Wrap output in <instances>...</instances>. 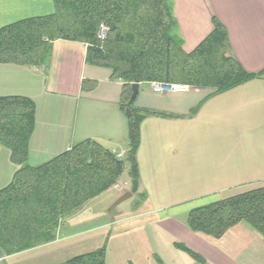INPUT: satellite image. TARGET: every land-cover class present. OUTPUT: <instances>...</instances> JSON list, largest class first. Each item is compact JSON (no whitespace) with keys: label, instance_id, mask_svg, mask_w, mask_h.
I'll list each match as a JSON object with an SVG mask.
<instances>
[{"label":"crops","instance_id":"crops-1","mask_svg":"<svg viewBox=\"0 0 264 264\" xmlns=\"http://www.w3.org/2000/svg\"><path fill=\"white\" fill-rule=\"evenodd\" d=\"M170 5L176 23L172 33L185 52L212 33L216 19L227 30L240 65L249 73L264 72V0H170ZM54 12V0H0V29ZM87 50L84 43L56 40L46 68L0 63V97H25L36 104L28 160L33 167L88 139L128 157L123 83L111 80L110 69L87 64ZM84 81L96 84L83 91ZM209 93L192 88L156 94L151 83L139 84L138 108L180 117H149L141 124L135 162L144 202L114 217L108 211L119 204L104 209L93 228L104 231L102 238L83 242L81 235L89 230L80 229L79 218L88 202L60 224L53 241L12 255L0 247V264H63L104 245L106 264H264V237L249 224L240 222L221 238L187 225L192 209L264 186V75L207 99L193 115ZM18 168L0 145V191ZM122 184L114 200L131 191L128 182ZM92 242L99 246L88 251Z\"/></svg>","mask_w":264,"mask_h":264},{"label":"trees","instance_id":"trees-1","mask_svg":"<svg viewBox=\"0 0 264 264\" xmlns=\"http://www.w3.org/2000/svg\"><path fill=\"white\" fill-rule=\"evenodd\" d=\"M52 15L23 20L0 29V63L46 68L53 42L88 45L86 62L111 70V80L123 83L120 107L129 124L130 154L141 144V124L149 117L180 118L130 104L132 85L159 82L209 90L204 102L250 81L264 72L249 73L232 56L225 27L214 19L212 33L192 52L173 35L170 0H54ZM106 37H99L100 29ZM95 82L84 81L83 91ZM36 104L25 97H0V145L19 168L0 191V247L7 255L47 244L60 224L88 202L116 185L126 160L88 139L51 161L29 165V144L35 130ZM134 179L138 180L137 166ZM245 222L264 237V186L192 209L188 227L213 238ZM179 248L198 261L201 257ZM106 245L63 264H106Z\"/></svg>","mask_w":264,"mask_h":264},{"label":"rangeland","instance_id":"rangeland-1","mask_svg":"<svg viewBox=\"0 0 264 264\" xmlns=\"http://www.w3.org/2000/svg\"><path fill=\"white\" fill-rule=\"evenodd\" d=\"M192 88L194 87H190V90ZM136 104L137 103H135L134 105L135 107H137ZM129 150H131V147ZM127 154L129 155L130 152ZM134 180L136 179H134L133 165L126 161V170L124 174L122 175V177L120 178L118 183L122 184L123 182L126 181L128 182L127 188L132 190ZM118 193H120L118 192V190H112L109 194H106L102 196L101 198L96 199L92 202H89L90 204H88V206H86V208L83 210L82 216L79 218V219H82V222H83V224L81 225L82 227L80 229L85 230V231L89 230L87 233H83L81 235L82 236L81 239L83 240V242L84 240L93 239L94 237L99 238V240L100 238H102V234L104 231H101V230L93 231V228L95 225H98L96 221H98V217L103 213L104 209L111 210L115 206V204L118 202L120 197L117 198L116 200L113 199V197L117 196ZM144 200H145V197L141 195L140 193H138L137 191L133 197L119 204L117 209H115L114 211H108V214L110 215V217H114V216L119 215L120 212L124 210H134L140 205L141 202H144ZM95 218L97 219L95 220ZM95 246H99V242H95V243L92 242L90 244V247H88L87 250L92 251Z\"/></svg>","mask_w":264,"mask_h":264},{"label":"built area","instance_id":"built-area-1","mask_svg":"<svg viewBox=\"0 0 264 264\" xmlns=\"http://www.w3.org/2000/svg\"><path fill=\"white\" fill-rule=\"evenodd\" d=\"M106 32H107V29L104 26H102L101 30H100L99 37L101 39H104L106 37ZM151 87H152L153 92L156 94H167V93H171V92L187 93L190 91L189 86L181 85V84H163V83H159V82H152ZM113 153L115 154L117 159L125 160V157L123 154H119L116 152H113ZM125 186H126L125 184L117 183L116 185L113 186V188L115 190L122 191Z\"/></svg>","mask_w":264,"mask_h":264},{"label":"water","instance_id":"water-1","mask_svg":"<svg viewBox=\"0 0 264 264\" xmlns=\"http://www.w3.org/2000/svg\"><path fill=\"white\" fill-rule=\"evenodd\" d=\"M139 93V84H133L132 85V96H131V99H130V104H133L137 98V95ZM127 162L131 163L133 166L136 165V162H135V157L133 155H128L127 159H126ZM138 180H134L133 181V187H132V190L130 192H127L125 193L117 202V204H120L128 199H130L131 197H133V195L138 191Z\"/></svg>","mask_w":264,"mask_h":264}]
</instances>
